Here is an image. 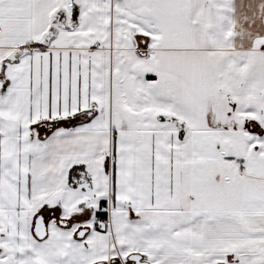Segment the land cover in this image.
Instances as JSON below:
<instances>
[{"label": "snow or ice", "instance_id": "obj_1", "mask_svg": "<svg viewBox=\"0 0 264 264\" xmlns=\"http://www.w3.org/2000/svg\"><path fill=\"white\" fill-rule=\"evenodd\" d=\"M237 11L0 0V264H264V28Z\"/></svg>", "mask_w": 264, "mask_h": 264}, {"label": "crops", "instance_id": "obj_2", "mask_svg": "<svg viewBox=\"0 0 264 264\" xmlns=\"http://www.w3.org/2000/svg\"><path fill=\"white\" fill-rule=\"evenodd\" d=\"M261 0H237V16L241 24H244V16L254 18L257 28H264V18L258 15V6ZM247 26V25H245Z\"/></svg>", "mask_w": 264, "mask_h": 264}]
</instances>
